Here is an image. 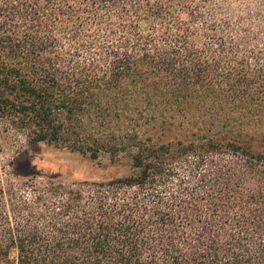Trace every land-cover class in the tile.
Instances as JSON below:
<instances>
[{
	"label": "trees",
	"instance_id": "obj_1",
	"mask_svg": "<svg viewBox=\"0 0 264 264\" xmlns=\"http://www.w3.org/2000/svg\"><path fill=\"white\" fill-rule=\"evenodd\" d=\"M189 116L211 128L141 138ZM263 125L264 0H0V264H264ZM24 143L136 172L40 184ZM176 163L197 188L165 192Z\"/></svg>",
	"mask_w": 264,
	"mask_h": 264
},
{
	"label": "rangeland",
	"instance_id": "obj_2",
	"mask_svg": "<svg viewBox=\"0 0 264 264\" xmlns=\"http://www.w3.org/2000/svg\"><path fill=\"white\" fill-rule=\"evenodd\" d=\"M168 121L164 124L157 121L143 124L144 128L141 132V138L146 141L148 146L155 149L163 147L165 150L166 148L173 150L179 140L186 144L196 138V136L206 134V130L211 128L210 125H206L203 122H196L191 116L188 119L182 117L171 122L170 120ZM244 127H249L251 132H256L257 126L256 122H252L249 126L246 125ZM262 128L264 130V125ZM131 155L132 151L130 150L121 151L115 156L111 153L102 152L97 160H91L89 156L72 152L65 147L47 144L28 145L24 143L23 147L15 155V167L18 174L23 178L38 174L36 182L40 184H45L48 181L67 185L83 182L106 183L113 179L127 177L136 172L132 166ZM10 157L7 154H1L0 161L6 163ZM174 167L175 170L171 171L170 176L160 182V185L166 188V193L180 190L179 185L190 190L197 188L198 177L192 175L190 167L180 166L178 163ZM6 170L9 172L11 168L6 167ZM260 183L261 181L256 182L257 201L261 200L257 193L262 189ZM202 197L205 198L200 199ZM202 197L198 198L199 205L204 206L208 202V197Z\"/></svg>",
	"mask_w": 264,
	"mask_h": 264
}]
</instances>
